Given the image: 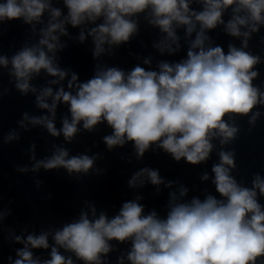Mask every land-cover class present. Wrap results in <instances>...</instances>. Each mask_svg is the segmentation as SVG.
Listing matches in <instances>:
<instances>
[{
    "label": "clouds",
    "instance_id": "9594fccd",
    "mask_svg": "<svg viewBox=\"0 0 264 264\" xmlns=\"http://www.w3.org/2000/svg\"><path fill=\"white\" fill-rule=\"evenodd\" d=\"M63 3L68 13L61 19V10L52 7L51 0L0 2V22L22 19L31 25L41 22L45 11L50 13L37 45L25 46L11 61L0 56V66L7 68L11 63L9 74L15 77V88L22 95L36 93L30 80L41 70L59 81L69 75L70 70L58 66L55 55L66 47L60 43V36L68 35L67 24L73 28L94 25L87 32L92 37L94 59L105 52V44L111 47L129 43L138 32L131 17L149 7V24L165 34L164 39L153 45L161 54L179 50L178 28H184L186 37L193 33L195 37L188 41L186 59L175 64L161 62L159 72L146 71L137 65L125 74L111 67L98 70L91 79L77 84L78 74L72 71L67 87H75V94L64 87L55 93L51 87L43 88L36 96V106L47 109L51 118L29 117L25 112L24 120L18 121L25 130L26 120L33 126L45 127L53 137L62 133L70 143L80 131L81 122L87 132L106 122L112 129L111 135L103 137L108 151L131 142L140 159L156 145L176 162L183 159L198 165L209 159L213 139L219 138L222 146L236 139L239 128L229 124L226 116L233 119L229 114L252 113L249 123L255 126L260 113L253 109L264 105V92L253 86L252 81L258 75L253 69L261 61L258 55L244 49L252 33H258L264 25V0H63ZM194 3L200 4L202 10L196 11ZM229 8L232 16L225 23L223 15ZM98 20L102 22L96 23ZM219 25H224L227 35L243 37L242 47L229 44L225 53L221 46L206 43L210 41L207 33ZM87 36L81 29L79 42L84 43ZM261 39L264 41V37ZM144 63L150 61L146 59ZM58 102L67 104L71 114V121L63 118L59 130L54 123ZM19 138L13 131L5 142ZM96 159V155L69 158L68 150L59 147L50 158L36 161L31 170L63 168L69 176L87 175ZM236 167L235 150H221L219 163L212 166V183L219 198L208 194L203 200L193 197L190 202H177L175 194L170 193L166 218H160L156 211L144 215L138 197L124 202L119 214L111 219L103 212L90 219L87 212L81 211L78 220L52 233V246L49 232L29 234L26 238L15 236V241L24 247L17 250V259L8 258L9 264H74L72 256L62 255L60 249L72 253L83 264H104L102 257L113 250L110 243L113 240L121 244L131 242L127 254L130 264H264V205L258 200L264 196V179L257 173L251 188L241 186L231 175ZM145 175L152 185L164 183L158 170L142 168L128 180V186L143 185L141 177ZM202 179L208 180V175ZM186 194L187 189L181 187L180 195ZM90 207L95 217V208ZM10 214L0 212V222ZM50 247V259L41 261L34 257L33 249ZM119 264H123L122 258Z\"/></svg>",
    "mask_w": 264,
    "mask_h": 264
}]
</instances>
